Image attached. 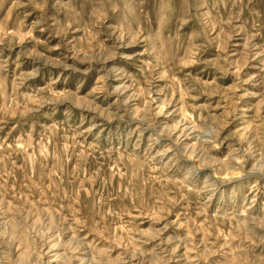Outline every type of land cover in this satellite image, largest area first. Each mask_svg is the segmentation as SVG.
<instances>
[{
  "label": "rangeland",
  "instance_id": "obj_1",
  "mask_svg": "<svg viewBox=\"0 0 264 264\" xmlns=\"http://www.w3.org/2000/svg\"><path fill=\"white\" fill-rule=\"evenodd\" d=\"M264 264V0H0V264Z\"/></svg>",
  "mask_w": 264,
  "mask_h": 264
},
{
  "label": "bare ground",
  "instance_id": "obj_2",
  "mask_svg": "<svg viewBox=\"0 0 264 264\" xmlns=\"http://www.w3.org/2000/svg\"><path fill=\"white\" fill-rule=\"evenodd\" d=\"M44 264H52V263H44Z\"/></svg>",
  "mask_w": 264,
  "mask_h": 264
}]
</instances>
